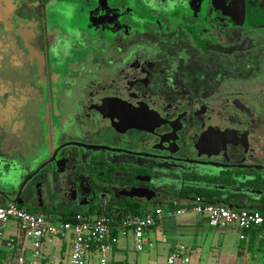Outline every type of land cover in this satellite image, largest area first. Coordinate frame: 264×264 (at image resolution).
<instances>
[{
	"label": "flooded vegetation",
	"instance_id": "af4514ba",
	"mask_svg": "<svg viewBox=\"0 0 264 264\" xmlns=\"http://www.w3.org/2000/svg\"><path fill=\"white\" fill-rule=\"evenodd\" d=\"M199 191L264 199V0H0V206Z\"/></svg>",
	"mask_w": 264,
	"mask_h": 264
},
{
	"label": "built area",
	"instance_id": "2783aa9c",
	"mask_svg": "<svg viewBox=\"0 0 264 264\" xmlns=\"http://www.w3.org/2000/svg\"><path fill=\"white\" fill-rule=\"evenodd\" d=\"M192 208L171 211L157 206L142 216L117 218L96 214L60 216L34 214L15 204L0 206V264H111L110 253L121 238H132L137 251L154 247L146 235L167 217L195 213L212 228L256 232L264 261V214L243 208L207 203L197 198ZM248 236L242 233V239ZM99 256V261H98ZM148 264H157L149 262ZM167 264H192L189 247L172 246Z\"/></svg>",
	"mask_w": 264,
	"mask_h": 264
},
{
	"label": "rangeland",
	"instance_id": "374dc122",
	"mask_svg": "<svg viewBox=\"0 0 264 264\" xmlns=\"http://www.w3.org/2000/svg\"><path fill=\"white\" fill-rule=\"evenodd\" d=\"M233 191L241 194L238 189ZM174 201L180 205L193 203L192 199L186 198ZM229 201L240 206L264 209V199L253 201L248 198H232ZM154 232L160 239L154 242L150 251H137L131 237L124 241L129 242L126 253L131 263L148 264L149 258H153L157 264H167V246L182 244L189 247L192 264H264L260 248L248 238L241 240V231L236 228H212L204 216L192 212L173 217L166 215ZM164 234L165 240L162 239Z\"/></svg>",
	"mask_w": 264,
	"mask_h": 264
},
{
	"label": "trees",
	"instance_id": "16d2710c",
	"mask_svg": "<svg viewBox=\"0 0 264 264\" xmlns=\"http://www.w3.org/2000/svg\"><path fill=\"white\" fill-rule=\"evenodd\" d=\"M186 199H192V200H195L197 198H200L202 200H204L205 202L207 203H213V204H219V205H226L228 207H232V208H243V209H248V210H251V211H257V212H260L262 214H264V209L262 210H258L257 208H251V207H248V206H240L239 204H236L235 206H231V205H227V204H224L222 202H220V200H216L208 195H206L205 193H202V192H197V194L195 196H192V197H185ZM163 207V206H162ZM166 207V206H164ZM167 208H169L171 211H176V210H179V209H184V208H188V209H191L192 206L191 205H180V204H176L174 202L172 203H169ZM148 210L144 209V207L140 206V204H135V202L133 200H127V204H126V207L124 209L120 208L119 210H116V211H112L111 209L110 210H106V211H99L96 215L98 217H109V218H117L118 220L126 217V216H142L144 215ZM30 213H38L40 214L41 212L40 211H37V210H30L29 211ZM76 214H81V212H77V213H66V214H62L60 215V218L62 220H67L70 218V216H73V215H76ZM85 214V213H84ZM89 213H87L88 215ZM46 216V215H45ZM48 216V215H47ZM243 234L249 236V238L251 239V243H256L257 241V233L256 232H242ZM249 239V240H250ZM123 264V263H121Z\"/></svg>",
	"mask_w": 264,
	"mask_h": 264
},
{
	"label": "crops",
	"instance_id": "0c3cea01",
	"mask_svg": "<svg viewBox=\"0 0 264 264\" xmlns=\"http://www.w3.org/2000/svg\"><path fill=\"white\" fill-rule=\"evenodd\" d=\"M156 228L147 234L148 235L147 238H149V240L151 242H155V241H158L160 239L156 235L157 233L154 232V230H156ZM162 236H163L162 239L165 240L166 235L164 234ZM241 237H242V233H241ZM247 238L250 239L249 237H247ZM128 239L121 238L119 244L113 247L112 252L110 253L111 264H121V263H123V264H136V263H131V261L128 257V254L126 253V252H128L129 242H124V241H126ZM241 240H242V238H241ZM250 242H252L251 239H250ZM174 245L175 244H171V245L167 246L168 254L170 253V250H171L172 246H174ZM256 246H257V248H260L258 241H256ZM150 250L151 249H149L147 251H150ZM148 262H155L156 263V261L153 260V258H149ZM200 264H203V263H200Z\"/></svg>",
	"mask_w": 264,
	"mask_h": 264
},
{
	"label": "water",
	"instance_id": "95a60500",
	"mask_svg": "<svg viewBox=\"0 0 264 264\" xmlns=\"http://www.w3.org/2000/svg\"><path fill=\"white\" fill-rule=\"evenodd\" d=\"M140 191H141L140 189H135V190H132L130 192H123L122 195L125 196L126 198H130V199H135V198L144 199L146 196H145V194L141 193ZM146 199H147V201L152 200L151 196H147ZM12 203L16 204L17 200L13 201Z\"/></svg>",
	"mask_w": 264,
	"mask_h": 264
}]
</instances>
